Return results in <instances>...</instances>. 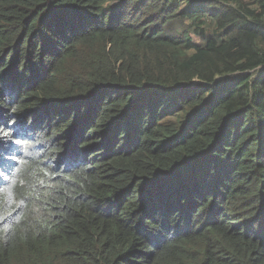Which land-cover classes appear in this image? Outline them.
<instances>
[{
  "label": "trees",
  "instance_id": "1",
  "mask_svg": "<svg viewBox=\"0 0 264 264\" xmlns=\"http://www.w3.org/2000/svg\"><path fill=\"white\" fill-rule=\"evenodd\" d=\"M0 264H264V0H0Z\"/></svg>",
  "mask_w": 264,
  "mask_h": 264
}]
</instances>
